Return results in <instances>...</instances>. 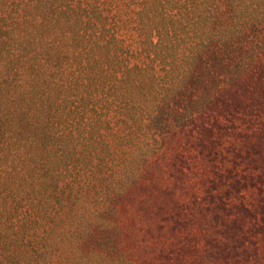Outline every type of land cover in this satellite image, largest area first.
Returning a JSON list of instances; mask_svg holds the SVG:
<instances>
[{
    "label": "trees",
    "instance_id": "1",
    "mask_svg": "<svg viewBox=\"0 0 264 264\" xmlns=\"http://www.w3.org/2000/svg\"><path fill=\"white\" fill-rule=\"evenodd\" d=\"M254 116L264 0H0V264L182 262L166 165Z\"/></svg>",
    "mask_w": 264,
    "mask_h": 264
},
{
    "label": "rangeland",
    "instance_id": "2",
    "mask_svg": "<svg viewBox=\"0 0 264 264\" xmlns=\"http://www.w3.org/2000/svg\"><path fill=\"white\" fill-rule=\"evenodd\" d=\"M233 120L222 118L210 151L183 142L175 166L166 165L168 178L181 168L190 174L199 200H185L186 225L171 251L172 259L180 252L176 264H256L264 252V116Z\"/></svg>",
    "mask_w": 264,
    "mask_h": 264
}]
</instances>
